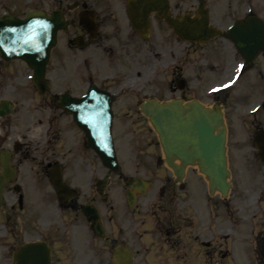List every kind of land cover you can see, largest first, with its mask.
I'll use <instances>...</instances> for the list:
<instances>
[{
    "label": "flooded vegetation",
    "instance_id": "flooded-vegetation-1",
    "mask_svg": "<svg viewBox=\"0 0 264 264\" xmlns=\"http://www.w3.org/2000/svg\"><path fill=\"white\" fill-rule=\"evenodd\" d=\"M129 1L92 0L84 3L77 14L78 23L74 19H69V30L64 33L68 34L73 26L74 35L66 39L67 46L77 49L100 42L103 46H99L98 49L102 51L104 60L114 62L116 59L112 60V58L124 51L122 48L124 43H121L119 39L129 40L130 36L148 38L151 35L154 19L163 22L169 29L170 35L172 37L175 35L178 42H190L178 37L165 20L157 15V11L152 9L148 10L147 15L149 34L142 36L132 24L130 12L133 10L129 7ZM169 2L173 14L183 17L185 12L183 14L175 12L172 1L169 0ZM78 7H80V2ZM221 8L223 9L222 14L218 15V20L221 21L214 24L221 29V34L209 41L218 40L215 43L216 52L222 55L221 64L226 65L228 69L224 78L226 80L219 83V87L227 85L233 90L245 79V76L248 78L247 91L237 101L235 100L233 107L241 114L238 128L241 127L242 133L245 132L242 141L236 144L237 152L240 151V154L244 155L240 172L245 174V178L242 176L236 178L239 181L245 180L248 184L246 192L250 194L252 191L251 199L253 202H258L264 198V187L260 186L261 183L264 184V0H229L226 4L224 0H221ZM84 9L94 13L97 23L91 32L95 33L94 38L79 24V13ZM68 10L74 11L69 8ZM224 12L230 19L226 26L223 23ZM237 23L240 24L237 25ZM233 24L237 25L235 30L228 33L227 29ZM242 25H247L249 28L244 38L240 36L242 32L238 29ZM255 28L259 30L256 31ZM79 36L81 38H78ZM172 41L167 39L166 42L170 46L165 44V47L157 46L154 42L146 44L147 48L145 46L144 50L149 51L152 64H155L156 68L162 65L165 69L177 65L182 67L185 63L186 54L191 49L186 51L181 47L175 51L171 45ZM207 43L193 44L206 46ZM95 49L97 50V47L90 52ZM89 57L92 56L89 55L87 61ZM118 67L123 68L120 64ZM116 71L118 75L110 71L104 74L103 78L95 79L92 70L84 73L77 67L76 76L73 75V79L61 80V75H58L57 80L55 79L57 86L51 93L50 85L53 79L49 77L48 66L47 76L50 88L47 93H41L33 84L30 69L24 63L6 62L0 58V173L3 172L4 160L8 161L14 173L11 180L4 185L2 192L0 212L3 210L5 212L4 221L0 223V264H14V253L20 246H24L23 264H108L117 245L128 243L131 247L132 243H140L144 230L150 231L144 236L154 247V251L150 254L152 259L156 260L157 255L159 258L175 259L176 255L172 253L178 252L176 246H182V256L184 253L188 255L185 247L189 243V229L185 214L188 212L189 201L183 194L186 187L185 182L190 168L197 172L195 176L199 179L196 182H199L200 177L203 180L206 178L197 167L187 165L181 175L182 179L179 180L180 174L172 165L177 163L178 167H183V161L174 154L168 157L170 164L165 161V158L162 160L163 153L157 134L149 122V117L144 114L142 105L152 98L161 102L179 99L183 102V106L193 99L199 101L201 99L189 98L182 91L186 88L185 79L178 78V81L175 78L167 79L166 82L171 91L169 96L165 95L161 97L164 99H159L150 96L151 93L159 94L161 91V86H156L159 80H140L137 77L140 72H135V70H124L123 74L120 72L121 69H116ZM68 75L65 71L62 76ZM174 83L181 91L180 94L174 93L177 90ZM93 85L111 94V96L103 97L106 100L111 99L107 114H112L113 117L112 133L116 148L127 130L134 129L133 123L128 121L130 118L135 119L134 123L143 119L148 130L154 133L158 142L156 144L159 159L145 165L146 172H149L148 166L156 168L160 160L163 161L169 175L165 184L158 187L157 195L161 194V196L152 198L153 203L148 201L144 204L147 205V210H150L151 205L162 203L163 196L166 194L168 209L165 222L160 220L142 224L139 202L147 193L142 196L136 191L132 209L125 198L123 203L125 212L120 213L117 208L115 210L116 205L110 206V195L107 193V187L110 184V170L102 164L100 158H93L94 150L89 147L86 137L85 128H88V124L92 121L87 116L76 117V113L94 107L93 104L79 103L78 100L83 99ZM150 87L154 88L149 89ZM230 89L219 88L217 94L220 97L214 102L220 103L224 112L228 133L229 168L233 179L236 172L232 168L234 165L229 145L233 123L230 119L229 108L222 101L226 90ZM65 99L70 100L67 105L63 103ZM145 136L148 138V134ZM151 145L147 143L145 148H150ZM30 147H34L38 153L31 154ZM133 149L136 150L134 147ZM99 162L103 165L104 173L95 177L94 167L98 171ZM134 165L138 166L137 163ZM22 171L28 175L29 186L17 183ZM53 174L62 177L68 189L64 197L57 192L52 182ZM138 176H142L139 171L137 174L128 176V179ZM142 177L153 184L151 178ZM106 178L108 180H105ZM173 185H177L179 189L174 193H172ZM8 188L13 192L10 199L7 198ZM243 190H245V185ZM5 201L8 207L3 206ZM91 207L96 208L99 213L103 235L96 231V222L89 219L90 215L87 211L92 210ZM14 210L23 213L21 222L16 220L12 223ZM143 225L146 228L142 229ZM246 231L248 232L245 234L248 236L258 231L257 237L241 240L244 242L242 250L238 246L239 250L233 246V264H264V225L259 230L252 227ZM213 235L215 236V233ZM210 247L211 243L207 248ZM147 249L150 251L149 247ZM217 251L214 245L213 253ZM253 254L256 260H252ZM133 259L137 264L134 250Z\"/></svg>",
    "mask_w": 264,
    "mask_h": 264
},
{
    "label": "rangeland",
    "instance_id": "rangeland-1",
    "mask_svg": "<svg viewBox=\"0 0 264 264\" xmlns=\"http://www.w3.org/2000/svg\"><path fill=\"white\" fill-rule=\"evenodd\" d=\"M76 1L80 2V7L75 8L73 12L69 11L68 6ZM91 1L92 0H0V12L6 11L22 15L32 8H44L50 12L53 9L60 7L65 10L66 18L74 19V21L78 23L77 14L79 10L83 7L84 3L86 4ZM171 1L173 10L179 14H183L185 11H190L194 14L197 6L196 0ZM206 1L210 9L212 24L221 21L218 20V15L222 14L221 10H223L221 8V0ZM228 1L229 0H224V3L226 4ZM224 8H227L226 5ZM229 21L230 19L228 18L227 13L224 12V25L226 26ZM73 29L74 27L72 26L68 34L64 32L60 33L58 45L54 49L48 72L49 77L53 79V82L50 85L51 93H53V89L57 86L55 79L57 80L58 75H61V80L66 78L73 79V75L76 76V70L78 67V69L82 70L84 73L88 70H92L95 79L103 78L104 74L109 73L110 71L118 75L116 69H121V74H123L124 70L139 71L140 73L137 77L140 80H159L160 83L157 82L156 86H161V91L159 94H150V96H155L159 99L165 95L169 96L171 90L166 80L170 78H175L177 81L178 78L185 79L186 88L182 89V91L186 93L189 98H199L209 106H212L215 103V99L220 97H218L216 91L213 92V88L216 89V87L219 86V83L226 80L224 78L227 75L228 69L226 65L221 64L220 58L222 55L216 52L215 43L218 40L215 42L209 41L206 46L194 45L191 42H178L175 35H173V37L170 35L169 29L163 24V22L154 19L151 26V35L148 38L130 36L129 40L119 39L121 43H124V45H122L124 51L112 58V60L116 59L114 62H107L102 56V51L98 49L99 46H103L100 42L88 46L86 45L84 48L71 49L68 47L66 39L69 36L74 35ZM167 39H171V41L173 39L171 45L174 47L175 51H178L177 48L180 49L181 47L185 48L186 51L191 49L190 52H187L186 60L182 67L177 65L165 69L162 65V67L156 68L155 64H152L151 54L148 50H144L146 44H149L150 42L157 43V46L160 47H165V44L170 46L166 42ZM160 43L162 45H159ZM96 47L97 50L95 49L90 52ZM125 54H127V56H124ZM89 55L92 57H89L90 59L87 61ZM13 63L22 62L13 61ZM118 64L123 66V68H119ZM65 71L68 72V76H62ZM174 71L176 72L174 73ZM247 79L248 78L245 76V79L242 80L233 90L230 89V87H225L230 90H226L227 92H225L222 99L225 106L229 108L230 119L233 123V131L231 130L230 132L229 145L234 165L232 168L236 173L233 179H231L233 181V188L229 197L222 198L218 193L211 195L207 188V182L200 176L199 182H196L199 179L195 176L197 172L193 168H190L187 181L185 182L186 187L183 192L189 201L188 212L185 214V217L188 223L189 239L193 242L192 244H186L185 248L188 251V255L184 253L182 256V246H176L178 252L172 253L176 255L175 259L169 260L166 258H159L158 255L156 256V260L152 259L150 254L154 251V247L144 236L150 231L144 230L142 241L137 244H131L136 253L137 264H233L234 262L231 253L232 247L235 246L237 250H239V247L240 250H242L241 248L243 247L244 242L241 240L255 237L254 235H246L245 232H248L246 229L253 227L258 230L263 227L264 198L259 202H253L251 199L253 195L252 191L250 194L246 192L248 184L245 183V180L239 181V179L236 178L241 176L245 178V174L240 172L241 161L244 160V155L242 156L240 151L237 152L236 147V144L242 141L245 132L242 133L241 127L238 128V123L240 122L239 116H241V114L233 107L235 106V100L237 101L247 91ZM174 86L177 89L174 93L180 94L181 91L177 88L176 83H174ZM153 88L154 87H150L149 89ZM128 121L129 123H133L132 126H134V129L127 130L126 134L120 138L117 145L121 164L120 176L109 172L110 184L107 187V193L110 195V206L116 205L115 210L117 208L120 213L123 211L125 212V210H123V203L126 198V179H128V176L137 174V171H139L142 176L153 180L152 187L148 190L147 195L142 197L139 202V205L141 206L140 220L142 221V224H149L152 221L157 222L160 220L165 222V214L168 209L166 194L163 196L162 203L158 205L154 204L155 206L151 205L150 210H147V205L144 203L148 201L153 203L151 201L152 198L159 197V195L161 196V194L157 195L158 187L165 184L164 182L166 181L169 172L164 166L163 161L160 160L158 161L156 168L148 166L149 172H146L145 165L154 163L152 161H157L159 159V150L158 145L156 144L158 142L155 139L154 133H152L151 130H148V126L143 119L138 123H134L135 119L133 118H130ZM236 122L237 125H235ZM145 134H148V138H146ZM147 143L152 144L150 148H145ZM132 146L136 150H134ZM29 151L31 154L38 153L34 147H30ZM93 158H99L95 152L93 153ZM135 158L137 159L136 162L134 160ZM136 163L138 166L134 165ZM99 166L100 169L98 171H96V167H94L95 177L104 173V169L102 168L103 165L100 162ZM122 175H124V177H122ZM17 183L28 184L29 186L28 175L25 171H22ZM244 185L245 190H243ZM263 185V183L260 184L262 188L264 187ZM178 190L177 185H173L172 193ZM12 194L13 192L8 188L7 198L10 199V195ZM3 206L8 207L7 201L4 202ZM42 207L45 208L44 205H42ZM14 211L15 214H13L11 218L12 223L16 220L21 222L23 213L17 210ZM4 212V210L0 212V223L4 221ZM143 228H146V226L143 225L142 229ZM214 233L215 236L213 235ZM208 240L211 242L210 248L205 247L203 244ZM214 245L218 249L215 254L213 253ZM147 247L150 248V251H148ZM251 258L252 260H256L254 254ZM108 264H111V262Z\"/></svg>",
    "mask_w": 264,
    "mask_h": 264
},
{
    "label": "water",
    "instance_id": "water-1",
    "mask_svg": "<svg viewBox=\"0 0 264 264\" xmlns=\"http://www.w3.org/2000/svg\"><path fill=\"white\" fill-rule=\"evenodd\" d=\"M204 4L201 0L195 17L187 13L182 20L172 16L168 0H133L131 10L136 19V27L143 34L148 27V10L152 9L156 10L157 15L164 18L180 37L205 42L218 32L209 25V14ZM0 23L7 25L5 29L0 30V40L8 41L9 50L6 52L7 49H3L0 53L8 59L19 57L27 61L34 68L38 82L39 76L45 71L51 48L57 41L58 31L67 28L63 12L57 10L49 16L40 11H31L24 19L4 16ZM238 29L243 32L241 37L246 36L249 31L247 25ZM257 29L259 30L255 28L256 31ZM143 110L150 115L159 134L167 161L169 162L168 157H172L171 154L183 161V167L172 165L176 172L183 174L185 166L197 163L201 172L209 179L210 190H218L226 197L231 184L228 180L230 172L226 148L227 130L221 106L208 109L197 101L186 106L180 101L165 104L147 101ZM91 137L106 163L117 170L116 154L109 133H94ZM109 143V146L103 147V144ZM2 183L3 179H0V189ZM131 256V252L123 247L117 250L115 263L133 264Z\"/></svg>",
    "mask_w": 264,
    "mask_h": 264
},
{
    "label": "snow or ice",
    "instance_id": "snow-or-ice-1",
    "mask_svg": "<svg viewBox=\"0 0 264 264\" xmlns=\"http://www.w3.org/2000/svg\"><path fill=\"white\" fill-rule=\"evenodd\" d=\"M224 87H227V85H224Z\"/></svg>",
    "mask_w": 264,
    "mask_h": 264
}]
</instances>
